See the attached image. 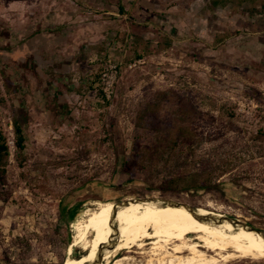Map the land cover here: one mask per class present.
I'll return each instance as SVG.
<instances>
[{
    "label": "rangeland",
    "instance_id": "obj_1",
    "mask_svg": "<svg viewBox=\"0 0 264 264\" xmlns=\"http://www.w3.org/2000/svg\"><path fill=\"white\" fill-rule=\"evenodd\" d=\"M119 2L0 0V264H62L96 200L170 198L264 229V0H121L125 13ZM158 100L194 142L151 157L145 110ZM11 104L29 115L22 164ZM205 169L216 188H154ZM97 243L75 237L73 255ZM253 262L264 258L230 264Z\"/></svg>",
    "mask_w": 264,
    "mask_h": 264
},
{
    "label": "bare ground",
    "instance_id": "obj_2",
    "mask_svg": "<svg viewBox=\"0 0 264 264\" xmlns=\"http://www.w3.org/2000/svg\"><path fill=\"white\" fill-rule=\"evenodd\" d=\"M162 203L133 202L118 207L114 216L115 202H92L72 226L62 264H92L99 253L101 264H230L237 258H264L262 235L235 230L230 223L211 225L187 208ZM199 213L210 211L199 208ZM83 235L98 243L75 257V237Z\"/></svg>",
    "mask_w": 264,
    "mask_h": 264
},
{
    "label": "trees",
    "instance_id": "obj_3",
    "mask_svg": "<svg viewBox=\"0 0 264 264\" xmlns=\"http://www.w3.org/2000/svg\"><path fill=\"white\" fill-rule=\"evenodd\" d=\"M119 11L125 13V8L121 0H119ZM4 81L8 92L18 91L19 88L14 86L8 76L5 75ZM0 103L5 104V98L0 96ZM160 101H153L148 103L145 113L154 115L152 121V126L159 135L156 144L153 146L151 152V157H158L164 151L168 149H177L185 145H192L194 142L193 135L194 131L191 125L184 122L183 120H178L175 122H166L158 115V109L160 107ZM22 105V104H21ZM180 109L182 113L187 110ZM11 117L14 132V147L16 159L20 164L24 160V150L26 148L27 136L25 133V125L29 121V115L25 110L24 106L17 107L15 104H11ZM10 157V146L8 144V136L3 129L0 122V183L3 184L6 180L7 165ZM129 174H132L130 170ZM217 187V183L213 180V173L208 170L202 171H189V170H179L173 175L169 176L163 180L159 185L154 188L159 190H172L176 192H190L192 190H211ZM3 193L0 192V196ZM251 264H260L258 262H253Z\"/></svg>",
    "mask_w": 264,
    "mask_h": 264
},
{
    "label": "water",
    "instance_id": "obj_4",
    "mask_svg": "<svg viewBox=\"0 0 264 264\" xmlns=\"http://www.w3.org/2000/svg\"><path fill=\"white\" fill-rule=\"evenodd\" d=\"M158 200L163 201L162 204L164 206L170 205V206H180V207L187 208L198 219H200L201 221H204L206 223H210L211 225H221V224H225V223H230L235 230L246 229V230L252 231L256 234H260L264 238V229H260L258 227H255V226H253V225H251V224H249V223H247V222H245L239 218L229 216L226 214H222V213L219 214V213L212 212V211H210V213L200 214L199 208L192 206V205H189L188 203L176 201V200L170 199V198L150 196V197H138V198L125 199L123 201L115 203L113 214L115 216V212L118 209V207L126 206L130 203H133V202H157ZM114 216H113V218H114ZM113 218H112V221H113ZM113 228L116 229L117 226L114 224ZM71 240H72V234H69V241L71 242ZM102 256H103V254L99 253V255L96 257V260L93 261L92 264H101Z\"/></svg>",
    "mask_w": 264,
    "mask_h": 264
},
{
    "label": "built area",
    "instance_id": "obj_5",
    "mask_svg": "<svg viewBox=\"0 0 264 264\" xmlns=\"http://www.w3.org/2000/svg\"><path fill=\"white\" fill-rule=\"evenodd\" d=\"M107 86L105 88V93L107 96H110L109 88L112 86V83L110 81H107Z\"/></svg>",
    "mask_w": 264,
    "mask_h": 264
}]
</instances>
